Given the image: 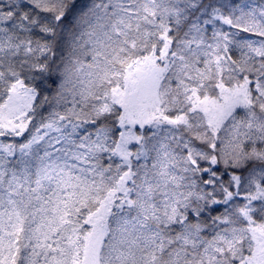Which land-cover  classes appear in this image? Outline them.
Instances as JSON below:
<instances>
[{"label": "snow or ice", "instance_id": "1", "mask_svg": "<svg viewBox=\"0 0 264 264\" xmlns=\"http://www.w3.org/2000/svg\"><path fill=\"white\" fill-rule=\"evenodd\" d=\"M0 264H264V0H0Z\"/></svg>", "mask_w": 264, "mask_h": 264}]
</instances>
